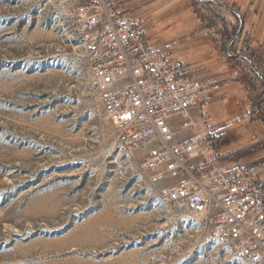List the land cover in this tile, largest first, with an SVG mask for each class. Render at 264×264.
Listing matches in <instances>:
<instances>
[{
  "label": "rangeland",
  "instance_id": "374dc122",
  "mask_svg": "<svg viewBox=\"0 0 264 264\" xmlns=\"http://www.w3.org/2000/svg\"><path fill=\"white\" fill-rule=\"evenodd\" d=\"M75 2L0 0V264H244L209 240L198 220L161 201L140 167L141 151L115 141L76 47ZM122 5L143 18L150 39L172 41L174 56L191 66L204 56L190 58L187 44L199 46L209 28L211 66L197 72L222 84L206 114L217 152L242 156L253 136L258 142L247 151L264 150V80L224 53L236 16L210 1ZM243 31L229 53L258 58Z\"/></svg>",
  "mask_w": 264,
  "mask_h": 264
},
{
  "label": "built area",
  "instance_id": "2783aa9c",
  "mask_svg": "<svg viewBox=\"0 0 264 264\" xmlns=\"http://www.w3.org/2000/svg\"><path fill=\"white\" fill-rule=\"evenodd\" d=\"M123 0H76V47L102 109L156 196L200 222L209 240L244 264H264V161L244 165L217 152L206 124L220 80L200 77L174 56L172 41H153Z\"/></svg>",
  "mask_w": 264,
  "mask_h": 264
},
{
  "label": "crops",
  "instance_id": "0c3cea01",
  "mask_svg": "<svg viewBox=\"0 0 264 264\" xmlns=\"http://www.w3.org/2000/svg\"><path fill=\"white\" fill-rule=\"evenodd\" d=\"M125 1L126 0H123V2ZM225 1L228 2L231 1L232 3L237 4L241 8L243 13L244 11L246 12L245 16L243 14L244 16L243 28L245 29V32H247L248 36H250V43L254 45L256 44L257 45L256 50H258L257 52L255 51L256 56L258 58L254 56L255 58L252 59H255V61H257L259 65L264 66V0H249V1L225 0ZM244 2H245V6H244ZM203 31L210 33L209 28L207 27H203ZM208 33H202L203 35H205L206 40L201 44H199V46L196 45L195 47H193V45L188 43L187 44L188 48L187 50H185V54L190 56V58L196 54L204 56V59L197 60L192 64V66L191 64L187 63L196 71V74L200 77H207V76H202L200 72H197L198 67L203 69L205 67L211 66L209 53L211 51L212 42L208 39L209 37ZM243 35H244V31H243ZM176 57L179 58L178 56ZM246 89H248V87H244V92ZM222 92L223 91L221 84V88L217 94V98L220 97V95H222ZM257 142L258 139H256L255 136H253V139L251 141H246V142L244 141V155L242 156L233 155L234 149H224L220 151L219 154L224 159H233L236 161H240L247 166L257 165L260 162L264 161V150L256 149L255 151L254 150L247 151L248 146H252L253 143H257Z\"/></svg>",
  "mask_w": 264,
  "mask_h": 264
},
{
  "label": "water",
  "instance_id": "95a60500",
  "mask_svg": "<svg viewBox=\"0 0 264 264\" xmlns=\"http://www.w3.org/2000/svg\"><path fill=\"white\" fill-rule=\"evenodd\" d=\"M197 2L200 1H210L218 6H221L227 10H229L231 13H233L236 18L239 21V26L238 29L236 30V32L229 38V40L227 41L226 45H225V49H224V53L225 55H227L230 58H243L245 59L250 67L264 80V73L260 70V68L258 67V65L254 62V60L246 53H236V54H230L229 53V48L231 46V44L240 36V34L243 31V26H244V19L243 16L241 15V13L235 9L234 7L223 3L219 0H195Z\"/></svg>",
  "mask_w": 264,
  "mask_h": 264
},
{
  "label": "trees",
  "instance_id": "16d2710c",
  "mask_svg": "<svg viewBox=\"0 0 264 264\" xmlns=\"http://www.w3.org/2000/svg\"><path fill=\"white\" fill-rule=\"evenodd\" d=\"M225 1V0H224ZM250 56L253 58V56L250 54ZM256 63H257V61H255ZM258 64V63H257ZM259 65V64H258ZM260 66V65H259ZM263 72H264V70H263Z\"/></svg>",
  "mask_w": 264,
  "mask_h": 264
}]
</instances>
